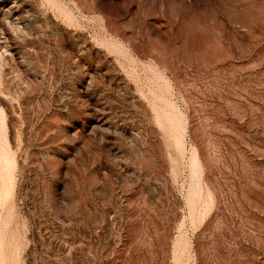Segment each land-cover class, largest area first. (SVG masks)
<instances>
[{"label":"rangeland","instance_id":"obj_1","mask_svg":"<svg viewBox=\"0 0 264 264\" xmlns=\"http://www.w3.org/2000/svg\"><path fill=\"white\" fill-rule=\"evenodd\" d=\"M0 264H264V0H0Z\"/></svg>","mask_w":264,"mask_h":264}]
</instances>
